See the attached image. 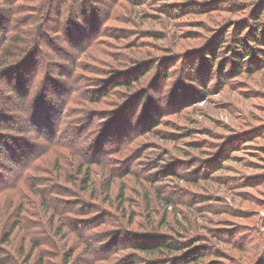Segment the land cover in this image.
Listing matches in <instances>:
<instances>
[{
  "label": "rangeland",
  "instance_id": "obj_1",
  "mask_svg": "<svg viewBox=\"0 0 264 264\" xmlns=\"http://www.w3.org/2000/svg\"><path fill=\"white\" fill-rule=\"evenodd\" d=\"M9 3L0 264H155L163 239L264 264V54L230 51L264 0Z\"/></svg>",
  "mask_w": 264,
  "mask_h": 264
},
{
  "label": "trees",
  "instance_id": "obj_2",
  "mask_svg": "<svg viewBox=\"0 0 264 264\" xmlns=\"http://www.w3.org/2000/svg\"><path fill=\"white\" fill-rule=\"evenodd\" d=\"M10 3L7 7V16H14L15 17V13H17L16 7V0H9ZM13 4V8L16 11H11L9 12L8 10L10 9V5ZM260 14L259 16L256 17V20H259ZM264 21V19H263ZM253 26H254V33L252 36H249L246 39H242V37L240 35L236 36L234 38V45L233 47L237 50H230L231 53H235L236 55V59H239L237 61L241 62V66L239 68L236 69V72L239 73L241 71V69L244 67L243 63L245 62V60H247L246 58L249 57L250 55L253 54H259L264 52L258 48H253V45L251 43H255V45L260 46L262 41H264V39L262 38V35H264V22L261 23H254V21L250 22ZM224 40L222 41V45L221 48H224ZM237 44H239L240 46L237 47ZM243 49H242V48ZM254 50H256V53H254ZM220 53H222V51L218 52V53H214L213 57L214 60L213 63H215L218 59H220ZM205 59V58H204ZM234 60V58H233ZM16 58H13L9 55H3L2 57H0V67L7 69L9 67H13L14 65L18 64L19 61H17ZM206 62V61H205ZM13 63V64H12ZM7 66V67H6ZM191 71H192V67H191ZM14 74V73H13ZM223 76H225L224 72H222V79ZM193 77V76H192ZM3 93L2 91H0V96H2ZM5 137L0 138V158L3 159L4 161H8L9 163H12L13 161L16 162L18 159V154L14 153L13 150L14 147L9 144L8 142L5 141ZM35 165V164H34ZM33 169V168H32ZM83 170H81L82 173ZM159 193V192H158ZM158 199L160 200V203L163 204H168V202H165L166 200L163 199L160 194L158 195ZM151 204V198L148 197V205ZM169 206V205H168ZM85 208L83 207V210ZM151 212V210L149 211ZM152 213H155L154 211H152ZM151 219V218H150ZM139 251L142 252L143 254H145L147 257H168V259L174 258V257H178L176 259V263L175 264H205L204 262V258L208 257V255H211L212 251L211 250H207V249H203L201 247H197L196 244H190L188 242H183L180 243L178 241H174L173 239L170 240H162L159 242H153L150 244H141L139 247ZM166 260L165 262L160 261L158 263L155 264H168L170 262V260ZM130 264H135L134 262L128 261ZM146 264V263H145Z\"/></svg>",
  "mask_w": 264,
  "mask_h": 264
}]
</instances>
